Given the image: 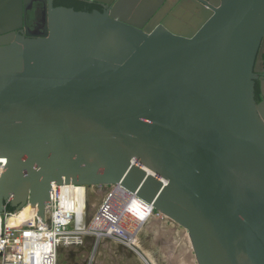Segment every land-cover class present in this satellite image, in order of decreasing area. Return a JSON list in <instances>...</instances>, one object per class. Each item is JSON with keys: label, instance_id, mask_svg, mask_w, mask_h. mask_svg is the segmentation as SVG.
I'll return each mask as SVG.
<instances>
[{"label": "water", "instance_id": "obj_1", "mask_svg": "<svg viewBox=\"0 0 264 264\" xmlns=\"http://www.w3.org/2000/svg\"><path fill=\"white\" fill-rule=\"evenodd\" d=\"M80 1L0 0V213L119 185L197 264H264V0Z\"/></svg>", "mask_w": 264, "mask_h": 264}, {"label": "built area", "instance_id": "obj_2", "mask_svg": "<svg viewBox=\"0 0 264 264\" xmlns=\"http://www.w3.org/2000/svg\"><path fill=\"white\" fill-rule=\"evenodd\" d=\"M0 167L2 171L4 165ZM116 186L119 185H110V193ZM91 187L94 186L73 183L54 185L50 204L44 206L43 221L37 215V205L29 203L31 213L19 224L7 223L8 218L16 215L15 211L4 210L0 213V264H57L61 246L79 247L83 244L84 237L89 235L95 237V246L101 238L109 239L108 237L126 246H134L131 236L137 240L141 227L149 219L162 216L151 208L150 213L145 214L139 222L136 218L138 212L130 209L108 211L103 209L104 202L90 217L87 205Z\"/></svg>", "mask_w": 264, "mask_h": 264}, {"label": "rangeland", "instance_id": "obj_3", "mask_svg": "<svg viewBox=\"0 0 264 264\" xmlns=\"http://www.w3.org/2000/svg\"><path fill=\"white\" fill-rule=\"evenodd\" d=\"M110 186L91 187L88 194L87 212L93 216L104 203L111 191ZM98 194V195H97ZM159 218H151L146 222L137 236L139 246H126L123 243L105 238L93 245L95 237H84L79 247L61 246L58 250L57 264H146L148 259L153 264H196L192 256V248L188 235L177 224L158 223ZM169 223V222H166ZM174 226V227H173ZM175 229L176 232L175 233ZM181 232L182 236H181ZM183 237V238H182ZM146 262V263H145Z\"/></svg>", "mask_w": 264, "mask_h": 264}, {"label": "bare ground", "instance_id": "obj_4", "mask_svg": "<svg viewBox=\"0 0 264 264\" xmlns=\"http://www.w3.org/2000/svg\"><path fill=\"white\" fill-rule=\"evenodd\" d=\"M0 172H1V167H0ZM104 202H105V204H104L103 209H105V210L107 209L108 211L114 210L116 212H119V211L121 212V211H128L130 209L131 211L133 210L135 212H138L139 215L136 218L139 220V222H141V218L144 217L145 214L150 213V210H151V206L149 204H147L144 200L136 197L134 193L127 192L125 190V188L119 187V186L115 187L114 191L108 195V197L105 199ZM30 210H31V207L29 206V204H26L21 209L16 210L15 211L16 215L8 218L7 223L9 225L19 224L29 213H31ZM156 221L158 223H162L164 225L166 222H169V223H167L169 225L175 224L173 221L170 222L169 218L166 217L165 215H162ZM80 226H83V223H80ZM186 234L188 235L187 230L184 229L183 235L186 236ZM131 240H133V243L135 244V246H137V247L139 246L138 245V244H140L139 241L133 239V236H131ZM188 241H189V244L191 246L189 236H188ZM191 248H192V246H191ZM192 256L195 259L194 253H192ZM146 259H148L150 264L154 263V261L152 259L150 260L148 257L144 256L143 260L146 261ZM194 261L196 262V260H194Z\"/></svg>", "mask_w": 264, "mask_h": 264}, {"label": "flooded vegetation", "instance_id": "obj_5", "mask_svg": "<svg viewBox=\"0 0 264 264\" xmlns=\"http://www.w3.org/2000/svg\"><path fill=\"white\" fill-rule=\"evenodd\" d=\"M56 4H64L79 10L90 11L92 9H99L98 5H88L80 0H55ZM259 51L261 52V58L259 63H257V69L255 73L254 85H253V99L255 104L261 105L260 115L264 117V39L261 41L259 46ZM263 87V89H262Z\"/></svg>", "mask_w": 264, "mask_h": 264}, {"label": "crops", "instance_id": "obj_6", "mask_svg": "<svg viewBox=\"0 0 264 264\" xmlns=\"http://www.w3.org/2000/svg\"><path fill=\"white\" fill-rule=\"evenodd\" d=\"M7 20V16L6 15H0V24L3 23V21H6ZM166 228H169V226L167 224L164 225ZM170 229V228H169ZM171 230V229H170ZM175 233L176 232V229H175ZM181 236H182V232H181ZM183 238V237H182Z\"/></svg>", "mask_w": 264, "mask_h": 264}, {"label": "trees", "instance_id": "obj_7", "mask_svg": "<svg viewBox=\"0 0 264 264\" xmlns=\"http://www.w3.org/2000/svg\"><path fill=\"white\" fill-rule=\"evenodd\" d=\"M67 6H68V5H67ZM75 9H76V10H79L80 8H79V9L75 8ZM7 211H14V208L8 206V207H7Z\"/></svg>", "mask_w": 264, "mask_h": 264}]
</instances>
